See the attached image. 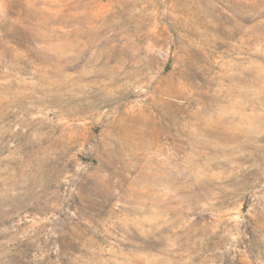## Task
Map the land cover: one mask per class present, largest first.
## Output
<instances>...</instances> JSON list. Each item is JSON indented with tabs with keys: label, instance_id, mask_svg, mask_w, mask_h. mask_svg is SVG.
I'll use <instances>...</instances> for the list:
<instances>
[{
	"label": "rangeland",
	"instance_id": "374dc122",
	"mask_svg": "<svg viewBox=\"0 0 264 264\" xmlns=\"http://www.w3.org/2000/svg\"><path fill=\"white\" fill-rule=\"evenodd\" d=\"M0 264H264V0H0Z\"/></svg>",
	"mask_w": 264,
	"mask_h": 264
}]
</instances>
